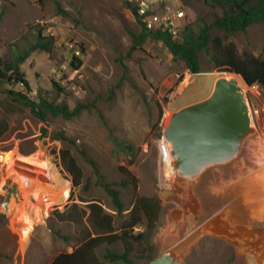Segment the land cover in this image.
<instances>
[{
    "label": "rangeland",
    "instance_id": "rangeland-1",
    "mask_svg": "<svg viewBox=\"0 0 264 264\" xmlns=\"http://www.w3.org/2000/svg\"><path fill=\"white\" fill-rule=\"evenodd\" d=\"M132 2L44 0L40 5L38 0H0V56L5 61L22 56L38 31L51 38L49 51L35 50L19 66L30 86L25 94L64 103L70 110L86 106L70 120L48 116L41 122L4 91H21L19 85L2 87L0 119L8 123V130L0 138V152L5 154L0 164V212L3 193L12 184H17L18 200L11 202L7 217L0 215V264H50L56 255L72 252L99 229L97 215L93 217L88 207L91 203L111 218L113 228H120L135 200L132 185L121 186L126 177L120 167L137 179V195L156 197L161 203L152 238L156 256L155 238L175 206L159 197L173 181L164 171L170 161L161 149L168 115L205 98L214 81L229 73L213 69L201 52L202 72L192 74L183 60L151 38L133 50L131 35L140 26ZM182 8L188 19L185 25L211 23L221 15L202 0L182 1ZM210 35L223 32L211 27ZM229 41L238 56L264 59V23L233 33ZM74 56L81 62L78 69L71 65ZM54 71L63 80L58 86ZM243 93L257 133L246 141L239 158L209 170L192 195L198 219L220 212L232 224L264 229V91L244 85ZM65 150L81 171L76 185L61 159ZM105 187L120 193L123 211L117 210ZM193 241L184 258L187 264H246L221 238L195 234ZM108 248L123 251L120 243L103 245L97 250L101 259ZM133 260L149 263L139 257Z\"/></svg>",
    "mask_w": 264,
    "mask_h": 264
},
{
    "label": "trees",
    "instance_id": "trees-1",
    "mask_svg": "<svg viewBox=\"0 0 264 264\" xmlns=\"http://www.w3.org/2000/svg\"><path fill=\"white\" fill-rule=\"evenodd\" d=\"M44 0H38L42 5ZM187 4L190 0H182ZM210 8L221 10V15L216 16L211 23L187 24L183 26L180 37L174 39L168 32L162 30L149 31L139 21L133 3H130L131 11L140 26L138 33L132 34V49L140 48L143 43L151 38L162 42L171 52L174 58L183 60L192 74L201 73L199 54L205 53L213 69L220 73H235L241 76L248 86L257 85L264 91V59L251 54L238 56L235 45L229 41L235 32H244L254 24L264 23V0H202ZM196 25V26H195ZM211 27L223 32L222 36L210 35ZM41 31L35 36V42L22 56L13 61H5L0 56V92L4 86L19 85L20 90L4 89L10 100L29 109L32 117L41 122H46L47 117H62L70 120L78 116L86 106L77 105L70 110L64 104L48 102L42 98H31L25 93L30 92V86L19 66L29 54L35 50L49 51L51 38L41 36ZM80 60L74 56L71 62L73 68L78 69ZM58 86L57 83L54 82ZM8 123L0 119V138L7 132ZM44 158L42 152L41 159ZM61 159L65 169L72 174L73 184H77V178L81 175L79 167L68 151L61 152ZM120 171L126 177L121 183L122 187L131 184L135 193V200L127 219L120 228L111 226V218L103 214L102 208L96 204H89L91 215H97V225L94 236H87L70 253L56 255L50 264H133V257H139L150 262L156 253L152 238L157 229V223L161 214V203L156 197L137 195V179L126 168L120 167ZM107 195L118 211H123L124 205L120 200V193L109 187H105ZM94 226V227H96ZM139 228L138 231H135ZM142 228V229H141ZM120 243L122 252L106 249L102 259L97 250L103 246H114Z\"/></svg>",
    "mask_w": 264,
    "mask_h": 264
},
{
    "label": "water",
    "instance_id": "water-1",
    "mask_svg": "<svg viewBox=\"0 0 264 264\" xmlns=\"http://www.w3.org/2000/svg\"><path fill=\"white\" fill-rule=\"evenodd\" d=\"M228 75L218 77L205 98L168 115L161 145L170 156L164 171L171 173L173 181L159 197L175 206L155 238L157 254L148 264H187L184 258L195 234L221 238L243 256L246 264H261L264 229L232 224L220 212L198 219L192 195L195 184L209 170L239 158L246 141L257 133L239 79L248 85L241 76ZM3 196L0 215L7 217L11 202L18 200L17 184L7 188Z\"/></svg>",
    "mask_w": 264,
    "mask_h": 264
},
{
    "label": "built area",
    "instance_id": "built-area-1",
    "mask_svg": "<svg viewBox=\"0 0 264 264\" xmlns=\"http://www.w3.org/2000/svg\"><path fill=\"white\" fill-rule=\"evenodd\" d=\"M137 17L149 31L162 30L174 39L180 37L181 30L187 21L182 8V0H133ZM54 82H62L61 75L53 72ZM4 154L0 152V164Z\"/></svg>",
    "mask_w": 264,
    "mask_h": 264
},
{
    "label": "bare ground",
    "instance_id": "bare-ground-1",
    "mask_svg": "<svg viewBox=\"0 0 264 264\" xmlns=\"http://www.w3.org/2000/svg\"><path fill=\"white\" fill-rule=\"evenodd\" d=\"M227 76H230V75H227ZM232 76V75H231ZM239 85L241 86V88H242V90H243V87H244V83L239 79ZM161 149H162V152H163V154H164V159L166 160V161H170V156H169V153H168V151H166L165 149H164V147L163 146H161ZM4 156H5V154H4ZM4 156H3V158H2V162L4 161ZM264 258V257H263ZM263 262V261H262Z\"/></svg>",
    "mask_w": 264,
    "mask_h": 264
}]
</instances>
